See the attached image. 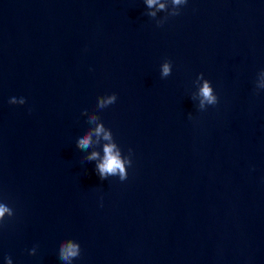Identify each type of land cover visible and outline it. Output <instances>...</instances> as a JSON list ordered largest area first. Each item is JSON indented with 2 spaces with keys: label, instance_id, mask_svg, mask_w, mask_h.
<instances>
[{
  "label": "water",
  "instance_id": "1",
  "mask_svg": "<svg viewBox=\"0 0 264 264\" xmlns=\"http://www.w3.org/2000/svg\"><path fill=\"white\" fill-rule=\"evenodd\" d=\"M0 205V264H264V0H0Z\"/></svg>",
  "mask_w": 264,
  "mask_h": 264
},
{
  "label": "clouds",
  "instance_id": "2",
  "mask_svg": "<svg viewBox=\"0 0 264 264\" xmlns=\"http://www.w3.org/2000/svg\"><path fill=\"white\" fill-rule=\"evenodd\" d=\"M156 2V0H147V3L149 6L153 5ZM187 0H173V4L179 5V4H186ZM163 7V5H161ZM176 13L175 15H178ZM163 72L165 75L168 74L169 72V67L167 64L164 65ZM201 96L203 97L201 101V105L204 104L206 101L208 104L216 105L218 103V97L217 95L213 94L212 88L209 86V82L205 81L201 91H200ZM117 96L115 93L111 94L107 100H101L99 103V107H104L105 104H114L116 102ZM10 104H16V100L13 97L9 101ZM25 103V100L21 98L20 104L23 105ZM102 129L97 128V132H100ZM106 139H108V136H105ZM79 144L83 148H87L89 145V138L88 137H83L80 139ZM113 145H108L105 146V159L103 163H101L98 168H99V174L101 178H106L107 175H116L119 174V179L121 181H124L127 179V171L124 168V164L122 163L121 159L119 158L118 154H114L113 152ZM129 152L131 153V149H129ZM96 153H93L89 159H93L96 157ZM131 165V162H129ZM5 212H9L11 215L9 209L5 207L4 205H0V217H3ZM80 255V246L75 243H67L63 244L60 246L59 250V257L61 260L68 261L70 258H76Z\"/></svg>",
  "mask_w": 264,
  "mask_h": 264
}]
</instances>
